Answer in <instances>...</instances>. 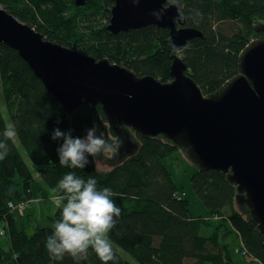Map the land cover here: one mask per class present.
<instances>
[{
	"label": "trees",
	"instance_id": "1",
	"mask_svg": "<svg viewBox=\"0 0 264 264\" xmlns=\"http://www.w3.org/2000/svg\"><path fill=\"white\" fill-rule=\"evenodd\" d=\"M100 0H88L75 6L72 0H0L2 8L27 23L50 41L72 47L90 56L107 57L110 62L132 69L136 75L151 74L162 82L171 79V48L168 31L154 26L110 33L104 25L100 32L82 24L89 21L88 10H104ZM180 7L185 25L201 32L179 51L187 73L198 83L203 94L218 90L239 71L238 54L246 44L264 38L257 31L264 23V0H168ZM14 3V4H11ZM112 3V0L111 2ZM13 5V6H12ZM109 19V8L106 11ZM94 15L90 12V16ZM89 29V33L85 31ZM0 88L10 123L38 176L55 194L58 181L69 171L87 180L94 177L97 188H109L121 214L109 233L110 241L127 252L138 264H229L219 245L220 229L227 223L238 234L243 254L250 261L264 264V238L247 210L233 207L235 186L217 170H198L191 176L195 194L208 210L207 217L189 214L184 191L178 187L162 158L178 146L161 137H145L134 132L135 153L119 157L122 163L108 171H98L94 157L84 169L59 164L57 149L63 143L52 140V130L72 131L79 136L84 124L103 125L117 137L98 104L96 112L70 118L34 75L17 51L0 43ZM83 106V105H82ZM59 119L60 123L56 124ZM100 125V126H99ZM7 126L0 105V140ZM131 137V133H130ZM6 159L0 161V223H3L6 246L1 242L0 264H102L89 249L88 258L79 262L65 255L55 260L45 244L60 217V209L49 218L50 225H37L30 234L19 228L10 203L31 196L34 176L19 152L14 139L6 141ZM181 194L183 197H181ZM225 210V213H224ZM115 259L108 264H133L113 246Z\"/></svg>",
	"mask_w": 264,
	"mask_h": 264
},
{
	"label": "water",
	"instance_id": "2",
	"mask_svg": "<svg viewBox=\"0 0 264 264\" xmlns=\"http://www.w3.org/2000/svg\"><path fill=\"white\" fill-rule=\"evenodd\" d=\"M161 9L158 20L152 13ZM109 13L106 29L112 34L151 26L168 31L175 49L169 81L138 76L107 57L96 59L47 40L2 7L0 43L17 51L67 113L88 104L97 115L99 104L108 127L124 141L119 157L135 153L132 131L182 148L198 170L224 173L235 186V202L246 207L264 238V38L246 44L238 54V73L205 95L178 53L201 32L185 25L176 3L114 0ZM256 30L264 31V23Z\"/></svg>",
	"mask_w": 264,
	"mask_h": 264
},
{
	"label": "clouds",
	"instance_id": "3",
	"mask_svg": "<svg viewBox=\"0 0 264 264\" xmlns=\"http://www.w3.org/2000/svg\"><path fill=\"white\" fill-rule=\"evenodd\" d=\"M164 10L153 12L160 19ZM60 120H56L59 124ZM0 140V161L6 159L9 147L6 141L13 140L17 133L15 125L8 124ZM52 140H61L57 153L59 164L72 169H84L89 164V157L101 154L116 155L124 141L119 137L111 140L98 134L94 124L86 130L83 137H74L72 130L62 131L59 127L52 130ZM54 191V203L60 209V219L54 224L52 234L46 238V248L55 260H62L65 255L79 262L88 258L89 249L95 252L102 264L115 259L109 233L121 214V208L112 199L114 193L109 188L98 189L97 180H87L75 172L66 173Z\"/></svg>",
	"mask_w": 264,
	"mask_h": 264
},
{
	"label": "rangeland",
	"instance_id": "4",
	"mask_svg": "<svg viewBox=\"0 0 264 264\" xmlns=\"http://www.w3.org/2000/svg\"><path fill=\"white\" fill-rule=\"evenodd\" d=\"M72 2L74 4L73 0ZM110 2L111 0H100L99 4L102 5V8H105L104 10H98V9L88 10L87 12L89 13V16L87 19H89V21L83 23L81 29H84L83 26H87V27H92V29H94L97 32H100L99 30L103 25L106 28L109 19L106 18L105 13L108 10V8L110 11V8L114 4V0H112V3ZM2 5L3 4L0 3V7H2ZM90 12L94 13L92 18L90 16ZM109 18H110V13H109ZM85 31L89 33V29H85ZM178 53L180 54V52ZM96 59H100V58L96 57ZM0 105L2 108V115L5 118L6 123L8 125L10 124V120L8 118L7 110L5 108V104L3 101L1 88H0ZM85 105L87 104H81L75 110L70 111V118H72L74 115L82 116L89 113V108L87 109V106ZM93 125L94 123L90 126H86V124H84L80 135L79 136L74 135V137H83L86 134V130L91 128ZM99 129L100 132H98V134L105 136L109 140L115 137L109 131L107 133H104L103 125H101ZM72 131H75V128H73ZM130 133H131V139L140 145V142L136 137V134L132 131H130ZM14 142L19 152L21 153L24 161L31 170L34 176V181L31 183V196L29 198H25L20 201L14 202L11 211L16 217V222L18 227L19 228L23 227L24 231L30 234L33 228L37 225L45 226L51 224V220L49 217L53 215L54 212L57 210V207L53 202L54 197L56 195L40 179L35 166H33V164L31 163L25 149L20 144L17 137L14 138ZM94 161L98 171H108L111 170L116 165L122 163V161H118L116 155H110L106 153L101 154L99 156H94ZM162 163L171 172L172 178L176 183V185L178 187H181L182 190L184 191L185 194L184 198L187 199L188 201L189 214L193 216H201V217L208 216V210L203 205L201 199L195 194V191L191 184V176L196 171L197 167L190 161L185 151L182 148H178V150L162 158ZM181 197H183L182 194ZM233 207L237 211L243 214L244 212L242 211V209L246 210V207L242 208L240 205H238L235 202V200L233 202ZM244 216L246 215L244 214ZM3 228H4L3 223H0L1 242L5 247L7 241V235H5V229ZM219 242L224 258L228 261L229 264H261L260 262L250 261L246 259V257H244V255L241 253L243 249L241 240L238 234L233 230V228L228 223L220 229ZM112 246H114L117 249V251L122 255L123 258L131 261L133 264H138L127 252L123 251L121 248H119L113 243ZM206 264H212V263L207 262Z\"/></svg>",
	"mask_w": 264,
	"mask_h": 264
},
{
	"label": "built area",
	"instance_id": "5",
	"mask_svg": "<svg viewBox=\"0 0 264 264\" xmlns=\"http://www.w3.org/2000/svg\"><path fill=\"white\" fill-rule=\"evenodd\" d=\"M10 207L13 208V204H12V203H10ZM241 253H242V254L245 253V249H244V248L242 249Z\"/></svg>",
	"mask_w": 264,
	"mask_h": 264
},
{
	"label": "crops",
	"instance_id": "6",
	"mask_svg": "<svg viewBox=\"0 0 264 264\" xmlns=\"http://www.w3.org/2000/svg\"><path fill=\"white\" fill-rule=\"evenodd\" d=\"M45 190V189H44ZM207 217V216H206Z\"/></svg>",
	"mask_w": 264,
	"mask_h": 264
}]
</instances>
